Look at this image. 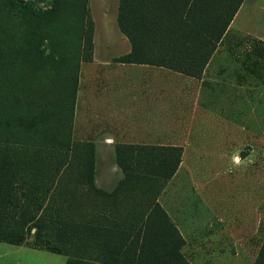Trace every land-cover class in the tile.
Instances as JSON below:
<instances>
[{"label": "rangeland", "instance_id": "1", "mask_svg": "<svg viewBox=\"0 0 264 264\" xmlns=\"http://www.w3.org/2000/svg\"><path fill=\"white\" fill-rule=\"evenodd\" d=\"M213 2L200 17L230 19L210 53L185 50L200 39H181L175 12L146 64L119 62L121 0H0V264H127L119 247L141 245L264 264V0ZM148 146L176 150L171 178L118 163L127 147L143 166Z\"/></svg>", "mask_w": 264, "mask_h": 264}, {"label": "trees", "instance_id": "2", "mask_svg": "<svg viewBox=\"0 0 264 264\" xmlns=\"http://www.w3.org/2000/svg\"><path fill=\"white\" fill-rule=\"evenodd\" d=\"M213 1L214 0H121L118 14V23L121 32L131 42L132 51L130 54L120 58L119 62H140L138 58L143 56V41L155 37L160 39L161 43L164 38V33H168L167 25H169H166L167 19L163 15L169 14L170 16L172 13L175 14V12L177 26L183 29L182 34L186 35L181 39H184L186 42H189V39L194 37H198L200 39L197 45L195 43L190 47H185V50H189L191 48L192 52L207 51L210 53L213 47L211 43H216L221 39L230 19L229 18L220 27H214L209 20L200 17L199 14L206 13L212 3H218ZM222 2L225 5L235 3V10L237 9L239 4L238 2H240V0H222ZM219 3L221 4L220 1ZM221 8V10L225 13L226 11L222 4ZM234 10L233 12L231 10L230 13V9H228L227 14L229 16L231 14L230 17H232L235 13ZM204 58L200 63L203 67L208 61V57L205 56ZM140 63L148 64L150 62L143 61ZM126 149L128 148L119 147L117 149V160L123 170L128 173V176H160L169 179L174 175L180 162V156L177 154L175 149L148 146L138 148L137 155L145 153V155L148 156V163L152 165L148 166V163H144V167V165L142 166L143 163H136L135 161V164L130 166L128 164L129 161L125 158V151H128ZM133 152L135 151L133 150ZM161 213L167 220L165 213L162 211ZM61 226H64V228L59 226L58 228L60 232L58 234H62L65 228L67 230V228L69 229L71 227L69 224L65 223H63ZM47 230L50 232L49 228ZM137 234L141 236L140 231L137 232ZM145 234L146 233H144L141 237L142 241L146 238ZM139 235L137 236L139 237ZM176 238L179 239L178 234L174 231L173 235L171 234L170 239L176 240ZM155 249L156 248L144 249V245H141L139 251L136 250V252L134 251L131 254V250H129L128 247H119L118 253L125 256V262L127 264H135V259L137 260V264H177V262L180 260L179 253L166 252L165 255L159 257V253L154 254ZM127 256H130V258ZM156 258H159V260H156ZM149 259L152 260L151 263L148 261Z\"/></svg>", "mask_w": 264, "mask_h": 264}, {"label": "crops", "instance_id": "3", "mask_svg": "<svg viewBox=\"0 0 264 264\" xmlns=\"http://www.w3.org/2000/svg\"><path fill=\"white\" fill-rule=\"evenodd\" d=\"M122 44L124 45V47H126L125 50H124L125 54H128L131 51L130 45L125 43L124 41L122 42ZM120 56H122V55H120ZM146 86L144 85V87H143L142 91L140 92V94H142L143 91H151V88H146ZM135 92L131 93L130 97L131 96H136ZM132 102L138 103L139 100H133ZM110 118L111 117H107L104 121H108ZM113 122H114V120L112 121V123ZM114 135H115V130L107 132V133H103L102 132V136L100 135L99 140H98L97 143L100 144V145L103 144L102 147H103L104 150H108L109 153H113V151H114L113 149H114V145H115V141H116V139H115L116 137Z\"/></svg>", "mask_w": 264, "mask_h": 264}, {"label": "clouds", "instance_id": "4", "mask_svg": "<svg viewBox=\"0 0 264 264\" xmlns=\"http://www.w3.org/2000/svg\"><path fill=\"white\" fill-rule=\"evenodd\" d=\"M235 159H236V161H239V157L238 156Z\"/></svg>", "mask_w": 264, "mask_h": 264}]
</instances>
